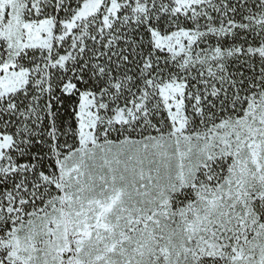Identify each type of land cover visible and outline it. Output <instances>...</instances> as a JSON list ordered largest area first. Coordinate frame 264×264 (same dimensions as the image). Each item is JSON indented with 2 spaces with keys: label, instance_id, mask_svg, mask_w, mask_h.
I'll list each match as a JSON object with an SVG mask.
<instances>
[{
  "label": "snow or ice",
  "instance_id": "6c2138e0",
  "mask_svg": "<svg viewBox=\"0 0 264 264\" xmlns=\"http://www.w3.org/2000/svg\"><path fill=\"white\" fill-rule=\"evenodd\" d=\"M0 264H264V0H0Z\"/></svg>",
  "mask_w": 264,
  "mask_h": 264
}]
</instances>
